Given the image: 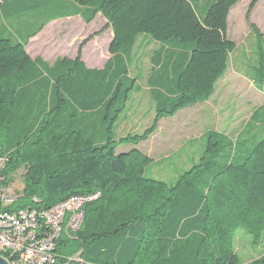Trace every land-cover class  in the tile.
Returning <instances> with one entry per match:
<instances>
[{
    "label": "trees",
    "instance_id": "trees-1",
    "mask_svg": "<svg viewBox=\"0 0 264 264\" xmlns=\"http://www.w3.org/2000/svg\"><path fill=\"white\" fill-rule=\"evenodd\" d=\"M208 1L199 15L191 0H0V16L17 12L22 30L28 28L22 38L0 37V184L22 171L17 208L91 197L79 227L57 240L59 261L78 254L74 264H264V252L241 263L235 248L240 228L256 245L264 237V136L221 164L214 157L226 144L209 136L203 155L171 184L146 177L153 159L128 148L147 139L160 119L208 100L225 74L235 48L227 18L239 0ZM47 8L55 15L30 28ZM98 13L106 23L96 34L112 31L102 68L81 59L92 35L75 58L50 65L28 55L30 38L51 20L80 15L89 23ZM151 42L157 46L144 77L152 124L116 137L119 115L142 86L143 72L133 68ZM244 124L264 126V103Z\"/></svg>",
    "mask_w": 264,
    "mask_h": 264
},
{
    "label": "rangeland",
    "instance_id": "rangeland-1",
    "mask_svg": "<svg viewBox=\"0 0 264 264\" xmlns=\"http://www.w3.org/2000/svg\"><path fill=\"white\" fill-rule=\"evenodd\" d=\"M253 0H239L231 9L227 18V36L235 43L230 55L228 68L221 77L215 95L206 102L181 110L173 117L159 120L156 130L137 145H128V148H137L149 155L153 160L145 169V176L173 183L185 170L190 168L194 159L203 155L208 147L209 136L214 141L226 144L223 152H216L215 160L224 163L235 154V158L244 153L246 148L251 150L256 142L264 136V126L252 128L244 124L247 119V110L253 105L257 106L264 101V0H254L255 4L247 17L248 7ZM199 15L207 8L208 0H191ZM5 13L0 16V37L6 38L24 36L27 29H23L22 17ZM52 8H47L38 19L32 21L31 27L37 28L44 20L54 16ZM57 29L58 50L76 54L80 44L92 35L81 48V57L90 67L104 64L109 57L108 44L111 40V28L96 34L106 23L104 17L98 13L89 22H80L73 17H59ZM56 21L51 20V22ZM254 25L260 37H256L251 28ZM45 37H49L51 29H47ZM6 34H9L8 37ZM6 35V36H5ZM136 68L143 72L142 82L148 68L147 56L135 63ZM145 72V74H144ZM249 84L248 86V81ZM262 81V82H261ZM145 82L140 88L145 89ZM154 107L147 94L142 91L133 92L127 110L119 115L113 129L116 137L127 134H141L152 124ZM244 124V125H243ZM223 139V140H222ZM121 149H127L126 146ZM211 152H208L210 155ZM185 155V157H183ZM183 158V159H182ZM215 169L218 166L214 167ZM22 171L11 172L7 179L8 184L18 195L22 196ZM17 205H12L13 209ZM236 252L241 263L250 261L264 252V237L256 245L252 236L243 228L236 232Z\"/></svg>",
    "mask_w": 264,
    "mask_h": 264
},
{
    "label": "built area",
    "instance_id": "built-area-1",
    "mask_svg": "<svg viewBox=\"0 0 264 264\" xmlns=\"http://www.w3.org/2000/svg\"><path fill=\"white\" fill-rule=\"evenodd\" d=\"M5 163L6 157L0 156V172ZM0 180H5L2 174ZM19 197L8 183L0 184V255L10 264H74L78 254L59 261L57 240L63 232L79 227L81 207L91 197L74 195L47 209H13Z\"/></svg>",
    "mask_w": 264,
    "mask_h": 264
},
{
    "label": "crops",
    "instance_id": "crops-1",
    "mask_svg": "<svg viewBox=\"0 0 264 264\" xmlns=\"http://www.w3.org/2000/svg\"><path fill=\"white\" fill-rule=\"evenodd\" d=\"M67 5L69 4L68 2L66 3ZM69 6V5H68ZM67 7V6H66ZM61 11V9L58 8V13ZM27 15H30V13H25ZM31 16V15H30ZM27 17L25 18L28 22H31V17ZM69 17V19L73 18V17H77L79 19V21L82 23L84 22L83 19L81 18L80 15H71V16H67ZM56 21H53V22H48L40 32H38L35 36H33L32 38H30L28 44L26 45V51L28 53V55L31 57V58H41L43 61L47 62L48 64H53L55 62L56 59L58 58H63V57H67V58H75L77 53L76 54H68L66 52H63V48L59 49L58 50V35H57V29H56V25L58 23V20L55 19ZM106 22V21H105ZM51 29V34L49 35V37H45V35L47 34V29ZM111 39H112V33H111ZM111 41V40H110ZM110 44V42H109ZM109 44H108V47H109ZM157 46V44L155 42H151L149 45H146L142 48L141 50V53L143 52L148 60H149V57H150V54L152 52V50ZM110 56V55H109ZM82 61L85 63V65L88 67V68H102L103 65L105 64H102L101 66H97V67H90L86 64L85 60L83 59V57H81ZM108 59V58H107ZM106 59V60H107ZM149 63V61H148ZM149 66V65H148ZM145 74V73H144ZM222 78H220L217 82H216V85H215V90L213 92V94L211 95L210 98H212L215 93L217 92L218 90V87H219V84L221 82ZM248 81V80H247ZM141 82V81H140ZM145 82V77H144V80H142L141 83ZM249 81H248V86H249ZM251 85V84H250ZM251 87H253L251 85ZM142 91L144 94H147L148 97H149V100H150V96H149V91H148V88L147 86L145 87L144 90H140ZM139 91V92H140ZM209 98V99H210ZM208 99V100H209ZM207 100V101H208ZM206 102V101H205ZM201 103V102H199ZM197 103V104H199ZM263 102H261L259 105H261ZM196 104V105H197ZM194 105V106H196ZM258 106V105H257ZM255 105H253L251 107L250 110H247L246 113H247V119L251 116V114L253 113V111L256 109ZM193 107V106H191ZM183 110V109H182ZM181 111V110H180ZM180 111H178L176 114H178ZM175 114V115H176ZM174 115V116H175ZM173 117V116H172ZM163 119V118H162ZM160 119V120H162ZM247 119L245 120V122L247 121ZM244 122V123H245ZM149 156V155H148ZM150 157V156H149ZM185 157V155L183 156ZM183 159V158H182Z\"/></svg>",
    "mask_w": 264,
    "mask_h": 264
},
{
    "label": "water",
    "instance_id": "water-1",
    "mask_svg": "<svg viewBox=\"0 0 264 264\" xmlns=\"http://www.w3.org/2000/svg\"><path fill=\"white\" fill-rule=\"evenodd\" d=\"M0 264H10V263L0 255Z\"/></svg>",
    "mask_w": 264,
    "mask_h": 264
}]
</instances>
